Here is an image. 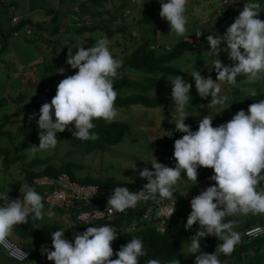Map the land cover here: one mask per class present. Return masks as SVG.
<instances>
[{"label":"clouds","instance_id":"obj_1","mask_svg":"<svg viewBox=\"0 0 264 264\" xmlns=\"http://www.w3.org/2000/svg\"><path fill=\"white\" fill-rule=\"evenodd\" d=\"M159 3V15L168 22L170 33L184 36L188 24V0H159ZM260 12L261 4L249 0L223 35L207 36L217 79L214 82L210 76L205 78L196 69L191 77L199 97H211V106H224L229 99L227 95H221L219 82L235 84L241 75L250 84L264 79V21L259 18ZM201 35L197 34V37ZM222 43H226L227 47L222 49ZM76 49L73 55L72 47H68L66 63L78 71L62 79L51 103L45 102L39 110V146L32 145L27 149L33 154L55 149L59 143L57 134L73 124L72 135L76 139L95 141L99 136L93 131L96 127L93 121L103 119L112 122L120 116V110L115 106L118 93L114 89V80L123 66L122 60L112 55L107 38L95 41L88 49L83 44ZM221 51L228 54L232 66H225L219 59ZM58 71L63 74L64 69ZM170 83L177 113L175 130L184 133L174 142L175 167L159 163L153 155L151 165L154 171L144 168L138 173L141 179L147 180L143 188L139 191H130L124 186L114 188L107 200L108 211L123 213L136 208L141 202L155 201L161 205L169 200L172 203L164 206L163 211L171 217L175 212L174 187L181 179V173L185 172L188 179L196 184L199 168L212 169L214 175L210 180L215 182L214 186L207 187L191 200V212L185 228L191 230L197 223L200 226L190 238L191 253L200 251L201 239L205 237L214 236L222 241L213 254L197 256L195 264H222L219 254L230 256L244 234L264 232V228L254 227L242 234L235 230L241 224L239 219H226L249 214L264 215V188L261 187L264 184V100L252 103L247 113L238 111L231 120L217 127H213L212 118L205 116L198 122V130L193 132L185 124L188 117L185 109L192 99V85L178 75ZM249 91L251 96L258 94L255 89ZM28 119H35V114ZM164 133L168 137L173 134L171 131ZM132 168L135 170V166ZM125 180L127 183L134 182ZM20 192L23 201H9L7 193L0 195L4 201L0 206V246L23 261L28 253L10 240L15 227L27 224L29 217L34 220L43 219L45 215L53 218L55 212L52 210L54 205L45 212L44 197L27 184ZM58 196L62 199L65 193ZM95 214L102 216L104 213L96 211ZM87 216L88 213H84L81 218ZM125 231L134 232L135 222ZM64 235L65 230L62 229L52 233L51 247L54 250L41 246V253L54 264H139L140 258L146 254L144 242L136 237L114 253L111 245L118 235L117 228L110 225L88 227L82 234L75 233L74 243L65 239ZM114 255L116 259H112ZM147 264L162 262L149 259ZM168 264H180V261L175 258Z\"/></svg>","mask_w":264,"mask_h":264},{"label":"rangeland","instance_id":"obj_2","mask_svg":"<svg viewBox=\"0 0 264 264\" xmlns=\"http://www.w3.org/2000/svg\"><path fill=\"white\" fill-rule=\"evenodd\" d=\"M22 1L23 4H27L25 5L26 7H28V3L30 4L31 2L30 0ZM79 1L82 2L83 0ZM222 1L223 0H188V24L187 33L184 36H177L175 33H170L171 29L168 22L162 19L159 15V0H132V3L130 1L128 6L130 7V5L134 4L138 5L137 9L140 10L141 8V11L147 14L146 12L152 11L154 4H156L158 11L152 17L151 25L148 27V30H146L147 33L145 34L148 36L154 34L153 36H156L157 39L154 40V43L158 41L156 44H164L166 51H170L182 40H186L188 38H197L195 31L198 29V27H204L206 29H203L205 34L201 38L207 37L208 30L215 28V26L218 24V18L216 17L217 12L222 13L224 10L220 4ZM37 2L39 3L40 10L43 12H46L48 8H53L55 10L59 9V0H37ZM165 2H167V0H165ZM247 2H249V0H235L231 5H229L230 14L233 15L223 23L224 27L227 28L234 22L235 18L238 17L239 12L243 9L244 3ZM256 2L261 4L259 18L264 21V0H256ZM80 3H76L74 5V12H71L70 14L68 13V16H62L60 18L59 25L61 31L59 34L52 36V30H43L42 33H39L36 31V28H34L32 30L35 32V34L30 37L29 40H26L23 37H14L11 34L13 29L9 30V27L11 26L9 24V20L14 16V9L11 7L4 8L0 5V21H3L5 33L8 37L7 40L0 39V119L2 120L5 114H13L16 111L19 112V114L13 118L12 122L9 123L10 125L5 128L15 135H19V128L25 125V121L29 120L28 117L32 114H35L34 120L36 122L38 121L39 110L41 108L33 107L23 109L21 107L22 104H20L18 101L20 94L23 93L26 96L24 102L29 100L34 102L48 101L51 103L52 98L56 94V88L59 82L67 76L76 74L75 70L72 69L70 65L64 64L62 62L65 58H67L68 47H72V52L75 53L77 51L76 48L82 44L85 49H88L94 45L95 41L101 38H107L109 41L110 51L115 52L120 44L123 45L126 39L129 40L131 37L129 35L130 33L132 34L133 39L136 38L138 40H142L143 37H145V34H142V36L137 34L136 29L133 30L134 33L131 32L132 29H124V31L122 29L120 33L116 32L114 35H110V33L101 30L94 33L90 32L78 34L76 29L89 22L87 15H83L82 18L77 16V14L80 13ZM65 4H69L68 1H65ZM98 5L101 6V3L98 2ZM64 7L65 6H63L62 9ZM38 13V9L33 8L32 10H29L28 16L36 17ZM145 14H143V17L140 19V21L143 20ZM39 18L42 23H49V20L51 19V17L47 18V16H41ZM207 20L211 21V23L207 24V22H204ZM14 21H17V18H15ZM138 22V20L133 21L132 25H135V27L139 28ZM115 28L116 24L112 25L109 30L112 31ZM73 38L74 40H72ZM130 41L131 39L129 40L128 45L133 44V42L131 43ZM226 47V43L221 44L222 49ZM219 59L225 66L233 65V62L228 58V54L224 51H221ZM213 62L214 56L211 55L210 51L199 49L198 51L186 52L183 57L173 61L170 66L178 70L189 71L190 74L195 69L200 71L201 75L211 76L214 74L215 76L212 79L215 82L217 76L213 67ZM36 64L37 67L35 70L37 83L34 87L29 86L26 88L24 84L26 80H28L26 79L28 71H33L32 67L36 66ZM61 68L64 69L63 74H60L58 71ZM120 75L121 74H118V77ZM130 75L132 79L137 82L143 81L145 83H149L153 78L151 77L148 79L144 74ZM168 79L170 78L165 77V81ZM183 79L189 83L188 79ZM159 81L162 82L163 79H159ZM165 81L162 89L165 87ZM44 82L46 84L45 86H42L44 85ZM219 83L221 84L222 88L221 95H227L231 92L233 94L245 96L250 93V89H255L256 91L264 90V79L250 84L243 75L238 76L235 84H229L226 81ZM169 86H171V84H169ZM5 98L8 100V103L6 104V102H4L2 104L1 101ZM11 98L16 101L12 102L10 100ZM189 104L199 105V103L195 101H190ZM213 108L216 107L213 106ZM222 108V106H217L216 109L221 111ZM118 109L120 110V116L116 120L128 123L130 130L126 133L122 142L117 145L109 146L105 152H102L99 149H92L90 151H86L85 149H74L72 147V140L74 138L72 134L70 137L60 140L55 149L41 150L35 154L27 150L30 146L34 145V143L27 141L30 135L29 133H21L20 136L16 137L14 140H10V142L11 145L15 144L19 146L20 151L22 149L24 152H26L28 161L35 157L46 159L50 156L52 158L51 162L55 165H60L63 160L78 164L79 169L77 167L76 176L79 179H85L88 177L98 180L103 184L109 178L115 181L127 182L125 180L126 178L134 181L133 183H129L130 185L144 184L147 182V180L141 179L138 173L144 168L154 171V169L151 167L153 155L155 157L159 154L164 156L163 152H159V150L157 148H153L151 144L154 140L163 138L165 135L164 132L170 131V125L174 123L175 119H177L175 103H169V106L158 109H148L140 105H132L127 108ZM173 112L175 114H173ZM186 114L188 116L186 118L187 122H192L194 115L197 114V110H195L193 115H191V113ZM103 122L105 123L106 121ZM39 131L40 130L37 126V132ZM3 141H0V150L8 144V140ZM134 166L135 170L132 168ZM211 173L212 171L207 173H199L198 182L196 184L189 180L188 177L185 178L181 176V179L174 187L173 192V199L176 198L177 202L178 219H187L191 212V200L207 187L214 186L210 180V177L213 175H211ZM5 175L6 174L3 172H0L1 181H3V176ZM8 176H10L8 180V188H11L12 176L7 175V177ZM14 176L17 177V174H14ZM182 185L184 187H182ZM49 207L50 206L45 204V212ZM52 210L55 212V216L53 218H49L45 215L43 219H38L37 222L39 225L52 224L55 225L58 230H65L64 238L70 241L69 232H72L73 236L70 238H73L74 234L79 230L78 223L72 217L70 211L61 210L56 207H52ZM234 219H239L241 221L239 228L235 229L240 232L241 228L248 223H251L252 221L259 223L260 220H264V215L249 214L248 216H240ZM147 227L148 226L141 225L138 228L137 233H142ZM10 240L18 244L21 248H24L25 250H28L30 253H32L26 247L27 243L31 241L26 240L24 236H12L10 237ZM71 242L73 243L74 240H71ZM202 249L203 248L201 247L199 252L191 253L190 244L185 245V258L188 259L193 256L196 258L202 253H205V251ZM50 262L51 261H48L46 255L36 254L35 256L33 255L27 262L22 264H50ZM0 264L20 263L8 258L5 250L0 247Z\"/></svg>","mask_w":264,"mask_h":264},{"label":"trees","instance_id":"obj_3","mask_svg":"<svg viewBox=\"0 0 264 264\" xmlns=\"http://www.w3.org/2000/svg\"><path fill=\"white\" fill-rule=\"evenodd\" d=\"M30 1V4L28 3V7H26L25 5L27 4H23L22 0L21 3L20 0H0V5L2 7H11L14 9V16L9 20V24L11 25L9 27V30L13 29L11 34L14 37H23L24 39L29 40L30 37L35 34V32L32 30L34 28H36V31L39 33H42L43 30H52V36H56L61 31L59 25L60 18L62 16H68V13L70 14L71 12H74V5L81 2L79 0H59L58 10L48 8L46 12H43L42 10H40V6L37 0ZM65 1H68L69 4H65ZM227 1L228 3L222 6L224 8L223 12L220 15L219 12H217L216 17L218 18V24L215 26V28L210 29L216 30V34L218 33L220 35H223L226 32L227 28L224 27L223 23L233 15L230 14L229 5H231L235 0ZM98 2L101 1L83 0L80 3V13L77 14V16L82 17L83 15H85V13H92V9L94 7L95 10L93 14L102 12L100 16L103 18L108 17L109 21L106 25L99 21V23L94 22L93 24H90L88 22L76 29V32L78 34L90 32L94 33L101 30L110 33V35H114L116 34V32L120 33L122 29L123 31L124 29H132L131 32L136 29V33L142 36V34L147 33L146 30H148V27L151 25V19L158 11V7L156 6V4H154V8L152 9V11L146 12L147 14H145L143 20H139V28H132L127 26L125 22L122 21L123 18H121L120 10L112 13V15H119L118 20L115 22V17L111 18L109 17V13L104 11V9L101 10L99 8ZM63 6L65 7L62 9ZM33 8L38 9L39 11L36 17L28 16L29 10H32ZM41 16H47V18L51 17L49 23H42L39 18ZM15 18H18V20L14 21ZM206 22L207 24L211 23V21L208 20ZM115 24L116 28L110 31L109 28ZM28 30L31 31L30 34H28ZM0 35L1 40H7L8 37L5 33L2 20L0 21ZM129 35L131 36L129 38V40L131 39L130 42H133L132 45H128L129 40L126 39V41H124V44H120L115 52H111L115 58H119L123 62V66L121 69H119L118 72V74L121 75L116 80H114V89L118 93L117 99L115 101V106L117 108H127L132 105H140L148 109H158L161 107L169 106V103H173V100H171L172 86H169V84H171L170 81H172L176 75L188 79L189 83L192 85L190 90V96L192 99L190 101L199 103V105L188 104L185 109L186 113H191V115H193L195 110H197V114L194 115V119L192 122H187V120H185V124L189 125L193 132L198 130V122L205 116L212 118L213 127H217L231 120L238 111L244 110L247 113L248 108L252 103L264 100V90H258V94L256 96H251L250 93L245 96H241L230 92L229 94H227V96L229 97L228 101L224 106H222L223 108L221 109V111H219L218 109H216L217 106H215L216 108H213V106L210 105L211 97H208L206 99H201L199 97L195 89V81L191 77L189 71L182 72V70H178L170 66L173 61H176L183 57L186 52L198 51L199 49L210 51V48L207 44V37L188 38L186 40H182L172 50L166 51V47L164 44H159L158 48L153 49V47L157 45L156 43H158V41L154 43V40H157L156 36H153L154 34H152L151 36L145 34V37H143L142 40H138L135 37V39H133L131 33ZM72 40H74V38ZM75 53H73V55H75ZM67 58L62 61L64 64H67ZM36 67L37 64L36 66L32 67L33 71H28V75L26 77V79L28 80H26L24 84L26 88L29 86L34 87L37 83L35 70ZM77 71L78 69L75 70V73ZM130 74H144L148 79H150L151 77L153 78L149 83H145L143 81L137 82L132 79ZM202 76L205 78L209 77L207 75ZM214 76L215 75L212 74L210 77L214 78ZM165 77H169L170 79L165 81ZM159 79H163V81L160 82ZM164 81L165 87L162 89V87L164 86ZM43 84L44 85L42 86H45L46 83L44 82ZM25 99L26 96L21 93L18 101L20 102V104H22L21 107L23 109L33 107L40 108L45 102H48H34L29 100L27 102H24ZM10 100L12 102L16 101L13 98H11ZM1 102L2 104L4 102H6L7 104L8 100L5 98ZM18 114V111L13 114H5L2 120L0 119V141L8 140V144L0 150V172L6 174L5 176H3V181L0 180V195L7 193L9 201H14L16 199H20L21 201H23V196L20 190H23V186L25 184L34 188L35 191H37L44 197V190L36 185L35 180L43 176L57 177L61 173H68L74 180L82 184H99L111 189L124 186L127 187L130 191H139L147 183L146 182L139 185H130L127 182L115 181L109 178L105 183L102 184L98 180H94L88 177L85 179L77 178L76 170L78 164L74 162L63 160L60 165H55L51 162L52 158L50 156L46 159L35 157L28 161L26 152H24V150L22 149L20 151L19 146L15 144L11 145L10 140H14L16 137L20 136L21 133H29L30 135L27 141L34 143V145L38 147V124L34 119L32 121L26 120L25 125L19 128V135H15L5 128L10 125L9 123L12 122L13 118H15ZM173 114L175 113L173 112ZM102 120L103 119L93 121V123L96 125L93 131L98 134L99 139L95 141H81L74 137L72 140V147L74 149H85L86 151L99 149L102 152H105L109 146L117 145L122 142V140L125 138L126 133L130 130L129 124L120 120L104 123V120ZM175 122L176 119L174 120V123L170 125V131L173 133L171 137L164 136L161 139L154 140L151 144L153 148H157L159 152H163L166 159L169 155L174 153L175 140L182 138V136L184 135V133L175 130ZM69 129H66L63 133L57 134L59 141L64 140L66 137H70L72 131H74L75 129L74 124L70 125ZM209 171H212L211 175H214L212 169L205 168H199L198 174L207 173ZM14 174H17V177H15ZM7 175L12 176L11 188H8V180L10 176L7 177ZM181 176L187 178L185 172H182ZM212 183L214 185L215 182L212 181ZM261 187L264 188V184H262ZM3 204L4 201L0 199V206H3ZM45 204L47 206H51L47 203ZM135 215L132 216L134 217ZM72 217L75 219V216ZM234 218L236 217H228L226 219L232 220ZM120 222L110 219L102 222L95 221L88 226H82L78 223V232L82 234L88 227H100L110 224L115 226L116 224L119 225ZM186 222L187 219H178L176 213V215L169 221L167 230L164 234H160L155 230L154 227L148 226L142 233H123L119 238H117V240L112 243L111 246L115 253L119 251L122 246L126 245L133 237H136L142 239V241L144 242V249L146 253L143 257L140 258L139 264H147V261L149 259H159L161 260L162 264H168L169 261L175 258L180 261V264H195L196 258L194 256L188 259L185 258V245L191 243L190 238L195 235L200 226L197 223L193 225L191 230H186ZM258 225L263 226L264 221H260L259 223H255L252 221L251 223L243 226L240 232L244 234L247 229ZM57 230L58 229L55 225H39L37 220L29 217V222L27 224L18 225L15 227L12 236H24L26 240L31 241H28L29 243H27L26 245V247L32 252L30 253L27 250L30 253L29 259H31L33 255L35 256L36 254H42L41 246H46L50 250H54L51 247V236L52 233ZM72 236V232H69L70 242L71 240H74L73 238H70ZM221 243L222 241L214 236H208L201 239V247L203 248L202 250L207 254H213L217 246ZM116 258L117 257L115 255L112 257V259ZM219 259L221 260L222 264H264V235L257 238H249L244 234L242 236L241 243L236 246L234 252L230 256L219 254ZM51 263L54 264L53 261H51L50 264Z\"/></svg>","mask_w":264,"mask_h":264},{"label":"built area","instance_id":"obj_4","mask_svg":"<svg viewBox=\"0 0 264 264\" xmlns=\"http://www.w3.org/2000/svg\"><path fill=\"white\" fill-rule=\"evenodd\" d=\"M227 3V0H223L220 4L223 6ZM220 14L221 12H219V15ZM204 22L206 23V21ZM203 29L205 28L198 27V29L195 31L196 37L197 34H202L197 38H201L205 34V31ZM30 33L31 31L28 30V34ZM215 34L216 30H208V35ZM158 47L159 44L155 45L153 49H156ZM156 159L159 163H162L168 167H175L176 161L173 157V154L169 155L167 159L163 155L159 154L158 156H156ZM35 183L38 187L44 190L43 193L45 203L51 206L54 205L53 207L62 210L70 211L72 216H75L76 222L81 224L82 226L91 225V223H94L95 221L102 222L110 219L120 222V220L123 218L119 225L116 224L115 226H113L112 224H110V226L117 228L118 238L120 237V235L126 232L125 228L131 226L133 221L135 222V231L132 233L138 231L140 224V226L145 225L154 227L158 233L164 234L167 230L169 221L176 215L178 209L177 202H175V212L170 217L167 212L163 211V208L166 205H170L172 202L165 200L161 205H158L155 201H148L146 203L141 202L136 206V208L128 209L123 213L116 211L109 212L107 200L112 195L113 189L101 186L99 184H82L74 180L68 173H61L57 177L43 176L36 179ZM95 189H97L96 193ZM59 193H65V196L61 199L58 196ZM96 211H101L104 214L102 216H96ZM84 213H88V216L82 219L81 217ZM131 214L136 215L133 217ZM254 227L264 228V225L253 226L247 229L245 233H247ZM245 235L249 238H257L264 235V232L260 234L253 233L252 235ZM11 242L20 247L15 242ZM0 247L5 250L8 258L17 263H25L30 258V253L24 248L20 247L23 251L28 253V257L27 259L20 261L14 258L10 254L8 249H5L3 246Z\"/></svg>","mask_w":264,"mask_h":264},{"label":"crops","instance_id":"obj_5","mask_svg":"<svg viewBox=\"0 0 264 264\" xmlns=\"http://www.w3.org/2000/svg\"><path fill=\"white\" fill-rule=\"evenodd\" d=\"M100 1H101L100 3H101L102 7L99 6V8L101 10L104 9V11L109 13V17H111V18L115 17L114 20L116 22L118 20L119 15H116V14L112 15V13L120 10L121 11V14H120L121 18H123L122 21H124L127 26L132 27V28L133 27L135 28V25H132L133 21H137V20L139 21L140 19H142L143 14H145V12L141 11V8H140V10L137 9L138 5L134 4V5H130V7L128 6V3H130V1L132 3V0H100ZM94 10H95V8L93 7L92 13H85V15L88 16L87 18H88V21L90 22V24H93L94 22L95 23L102 22L104 24H107V22L109 21L108 17H105V18L101 17L100 15L102 12H97V13L93 14ZM182 187H184V186L182 185ZM177 211H178V209H177ZM260 221H264V220H260Z\"/></svg>","mask_w":264,"mask_h":264}]
</instances>
